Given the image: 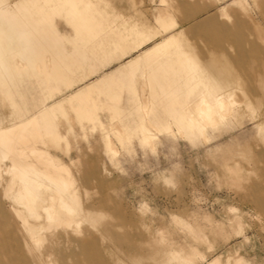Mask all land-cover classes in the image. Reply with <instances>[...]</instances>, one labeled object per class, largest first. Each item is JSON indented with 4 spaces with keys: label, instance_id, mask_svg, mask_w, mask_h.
I'll return each instance as SVG.
<instances>
[{
    "label": "rangeland",
    "instance_id": "1",
    "mask_svg": "<svg viewBox=\"0 0 264 264\" xmlns=\"http://www.w3.org/2000/svg\"><path fill=\"white\" fill-rule=\"evenodd\" d=\"M27 1L49 14L67 61L84 66L67 81L53 60L19 59L0 83V128L36 117V128L8 130L23 131L18 147L35 170L71 180L76 201L74 215L60 213L69 227L30 214L6 194L13 161L0 157V264H264V0ZM162 44L191 81L126 75L123 64ZM205 68L233 94L221 111L200 103L199 91L213 96L198 85ZM102 76L119 98L87 92L99 103L94 123L71 98Z\"/></svg>",
    "mask_w": 264,
    "mask_h": 264
},
{
    "label": "crops",
    "instance_id": "2",
    "mask_svg": "<svg viewBox=\"0 0 264 264\" xmlns=\"http://www.w3.org/2000/svg\"><path fill=\"white\" fill-rule=\"evenodd\" d=\"M13 2L14 4H12ZM49 18V14L45 13L43 9L39 8L36 4H29L27 0H0V83H5L8 73L19 68V59L23 58L28 61L37 62L42 67H45L48 61L51 62L53 60L54 76L57 79H66L67 81L74 79L70 74L71 71L75 73L77 69H83V62L85 60H80L81 62H77L78 64L76 62L70 64L67 61L68 54L59 47L60 40L57 32L51 25H47L46 21ZM75 23L79 26L78 22ZM46 36H56L58 40L44 42ZM4 47L9 49L7 50ZM52 48L56 57L52 55L50 58H47L49 56L48 52ZM169 53L167 44L155 45L143 51L140 55L129 59L123 64V67L126 69V75L133 78L140 71L144 70L150 77H154L159 81H173L179 78L191 81V78L185 75L186 73L177 76L178 69L172 64V58ZM174 54L180 55L179 51H176ZM189 65L184 64V69H188L187 66ZM205 70L208 73L212 71L206 68ZM114 83L116 81L112 76H102L87 83L84 89L74 92L71 101H76L77 103H74V107H76L78 116L96 123L99 120L97 113L99 103L89 96L87 92L97 90L96 92L108 94L117 100L119 92L114 87ZM2 97L0 90V99ZM41 114L47 117V110L42 111ZM27 124H32L36 128L38 124L37 118L33 117L24 125ZM24 125L15 127H22ZM15 127H1L0 130L13 129Z\"/></svg>",
    "mask_w": 264,
    "mask_h": 264
},
{
    "label": "bare ground",
    "instance_id": "3",
    "mask_svg": "<svg viewBox=\"0 0 264 264\" xmlns=\"http://www.w3.org/2000/svg\"><path fill=\"white\" fill-rule=\"evenodd\" d=\"M25 18H26V16H25ZM47 25H44V26H47ZM13 39H11V40H13ZM4 45H5V42H4ZM5 49H7V48H5ZM14 49H17V48H14ZM52 50H53V48H52ZM56 50H58V49H56ZM47 58H49V56ZM135 61H136V59H135ZM10 62L12 63V61H10ZM13 65H15V64H13ZM192 67H193L192 65L187 66V68H192ZM213 77L215 78V76H213V74L211 72V75H207V81H205L203 83L202 82H198V85H200V87L202 86L204 88V90H205V87L210 86V88L212 89V94H213V96H212L211 99H207L206 98L207 96L206 97L204 96V91L203 92L202 91H199V93H200L199 96L201 95V101H200V103L206 105L209 110L212 109V103H213L216 107H218L217 110L220 109V111H221V109H223L225 107L224 99H228L229 101H231L232 98H233V94H230V95L227 94L225 96L223 94H220L222 92V90L220 89L221 90L220 91L217 88L220 84L216 86L214 84V82L211 81V79ZM226 78H229V75L228 74H223V78H222L221 83L230 82V81H227ZM233 85H234V82H233ZM220 88H223V87L220 86ZM193 96H192V98H193ZM197 97H198V95H197ZM192 98H191V100H192ZM85 102H86V100H85ZM74 103H76V101H74ZM82 103H83V101H82ZM78 104H79V102H78ZM200 105H199V107H196V106L195 107L200 110V112H199L200 114H203L204 108H202ZM175 115L179 118L178 120H180V122H182L184 120V118L186 117V115L183 112H180L177 109H175ZM193 116H194V113H193ZM206 116L207 117H210V114L207 113ZM194 119H195V116H194ZM188 123H190V122H188ZM190 126H191V124H190ZM22 132L23 131H21V133L19 132L18 135L15 137L14 130H8V129H1L0 130V157L1 158L2 157H5V158L11 157L12 158V161H13V166L10 167L6 171L7 173H10L11 176H12L11 182L6 187V194L7 195H11V196L13 195L15 197V200L17 199L20 204L24 205L23 207H25L30 214H33L36 217H41L40 216V213H39V210L40 209H42L43 211L45 210L46 219L50 221L49 223H54V226L56 225V228H57V225L58 224L60 225V223H65V225L67 224V226L68 225H71L72 226L71 223L73 222V219H71L69 217L63 218L60 215L61 211L64 210V209H66L64 211L68 212V214H71V216L74 215L73 214V211L75 209H74L73 204H75L74 202L76 200L74 199V197L72 196V194L70 192V188L72 187L71 186V183H72L71 180H68L67 178H65L64 176H62L57 169H55L53 172L52 171L51 172H47V173L39 172V171L35 170L34 165L32 163L24 160L23 159L24 150L19 149L18 143L19 142H25L28 139H27V137ZM3 179H4V176H3V172H2V167L0 165V183H1V181ZM16 184L19 185V191H18V193L16 195H14L12 193L14 192V189H15V185ZM49 192H52V193L51 194H48ZM18 215L21 218H23L24 221L26 220V216H25V214H24L23 211L20 210L18 212ZM51 227H53V224H52V226L50 224V227H47V229L50 230ZM40 231H42V230H40ZM37 234H39V233H37ZM77 241H79V240H77ZM85 242H88V241L86 240ZM85 242L83 241V244ZM79 247H80V245H79ZM93 247L92 248H89V249H93ZM85 252H87V251H85ZM81 255H83V254H81ZM91 256L93 257V255H91ZM79 259H81V258H79ZM86 261H87V259H86Z\"/></svg>",
    "mask_w": 264,
    "mask_h": 264
}]
</instances>
